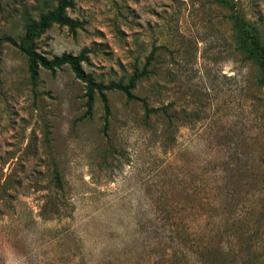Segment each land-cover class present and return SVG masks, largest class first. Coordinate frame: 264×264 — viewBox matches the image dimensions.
Segmentation results:
<instances>
[{"label":"rangeland","instance_id":"obj_1","mask_svg":"<svg viewBox=\"0 0 264 264\" xmlns=\"http://www.w3.org/2000/svg\"><path fill=\"white\" fill-rule=\"evenodd\" d=\"M57 2L0 0V264H172L183 244L166 230H224L219 215L237 219L245 264H264V83L232 19L264 40V0H73L80 26L36 40L48 58L86 50L84 69L104 83L126 82L155 51L135 93L170 105L172 126L145 124L118 91L108 119L98 96L87 115L68 66L32 82L18 45Z\"/></svg>","mask_w":264,"mask_h":264},{"label":"trees","instance_id":"obj_2","mask_svg":"<svg viewBox=\"0 0 264 264\" xmlns=\"http://www.w3.org/2000/svg\"><path fill=\"white\" fill-rule=\"evenodd\" d=\"M217 2L226 3V0H215ZM73 5V0H58L55 7L40 15L39 19L32 20L26 23L25 30L20 43L18 45L29 61V70L32 82L35 83L40 75L41 69H46L55 72L63 66H68L74 72L75 76L82 80L86 85V114L90 115L93 111L97 96L103 103L105 109V118L110 116V103L108 93L110 91H118L125 95L128 101L140 102L144 110V121L147 125H152V121H166L168 126H172L175 120L178 119L177 113L174 112L170 105L152 106L145 97H141L135 93L140 81L147 79L154 72L150 66L156 59L155 51L147 57V61L142 69H137L130 78L125 81H110L104 83L96 80L92 73H88L83 62L87 60L86 50L80 54L64 53L52 58H48L37 51L36 40L50 29L53 25L68 26L71 30H76L80 26L77 20H74L67 13L69 7ZM230 5V4H229ZM234 22L235 37L237 47L244 55V58L253 62L260 69V80L264 83V40L256 27L244 19L239 14L232 15ZM107 123L105 124V127ZM57 185L61 187L60 175L57 172ZM238 214V213H237ZM219 217V218H218ZM223 220L225 226L211 228L204 231L201 235L200 231L191 233L189 227L185 226L182 230L168 229V237L172 240L177 239L180 244H183L182 249L172 250L166 254L167 263L172 264H245V255L243 246L241 245L242 230L240 225L233 232L234 225L236 226L237 219L230 221L229 217L210 216ZM239 218V217H238ZM228 220V221H227ZM240 224V220H239ZM221 225V226H222ZM168 226V224H167ZM165 226L164 228L167 229ZM156 231V230H155ZM198 236V237H196ZM234 239L232 243L231 239ZM250 264H258L257 256H253Z\"/></svg>","mask_w":264,"mask_h":264}]
</instances>
